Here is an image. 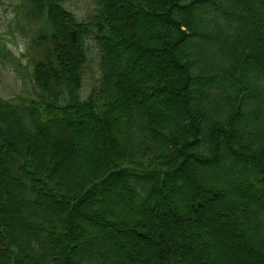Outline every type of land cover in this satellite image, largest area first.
<instances>
[{
  "label": "trees",
  "instance_id": "1",
  "mask_svg": "<svg viewBox=\"0 0 264 264\" xmlns=\"http://www.w3.org/2000/svg\"><path fill=\"white\" fill-rule=\"evenodd\" d=\"M11 1L26 49L0 36V264H264V0ZM209 195L220 244L191 202Z\"/></svg>",
  "mask_w": 264,
  "mask_h": 264
},
{
  "label": "rangeland",
  "instance_id": "2",
  "mask_svg": "<svg viewBox=\"0 0 264 264\" xmlns=\"http://www.w3.org/2000/svg\"><path fill=\"white\" fill-rule=\"evenodd\" d=\"M16 3H13L11 0H0V36H6L5 38L3 37V39H5L6 43H7V48L10 49L11 51H13V54L18 58V59H21V60H24L25 61V49H26V46H24V44L20 41L18 44H15V40L13 39V37L11 36L10 33H8V28H7V23L10 21V20H13L14 18V13H13V9H14V6H15ZM67 5L73 9L75 8H78L80 11H82L83 13L85 12H88L89 10H92L94 7H95V3H94V0H68L67 2ZM124 8L122 6V12H123ZM125 12V11H124ZM123 12V13H124ZM6 33V34H5ZM155 62H165L163 60V56H155ZM147 61H150L152 60L151 57H149V55L147 56L146 58ZM140 64L139 63H136V65L134 67H131L130 71H131V74L133 76V80L135 81V79L139 78L140 76ZM156 69V68H155ZM96 70L94 69L93 66H90L88 67L87 71H86V85H85V90L88 91L89 89H86V87H89V85H91V83L93 82L94 78H95V75H96ZM98 75V73H97ZM199 166V167H197ZM193 169H194V172H193V175H192V178L190 179L191 180V183L193 185H198V184H202L204 187H208L209 185H211V182L210 180H207V177L209 178L208 174L210 173V170H208L207 168H203L202 165H197V164H194L192 165ZM197 167V168H196ZM205 169V170H204ZM141 184H143V182H141ZM229 196V195H227ZM232 198V199H231ZM231 200L235 199V196L232 195L231 196ZM215 196L213 195H209L207 196V200H204L203 199V202H200L198 201L199 199L197 198H194L191 202H192V205H193V208H195L196 212H204V211H208L209 212V215H210V222H208V225L214 229V226L217 225V229L218 228H222V230L225 231V229H223L224 227V224L226 223V219H224L222 216H218V222L216 223L214 220V217H217L218 214L214 213V204H215ZM230 200V201H231ZM217 202V201H216ZM228 204H231V202H228ZM151 211V214L153 215L154 219H161L162 218H158L156 213H158L159 215H164L165 216V212H167V209L165 207L162 208V210H158V209H150ZM169 213H166V215H168ZM221 215V214H220ZM187 222H190V223H195V217L192 216V215H188L187 216ZM226 220V221H225ZM92 224H94V226L96 228H99L100 227L98 226V224L96 222H92ZM194 227L196 226V224H193ZM159 229L160 226L156 225V223L154 224V229ZM155 229V230H156ZM216 230V229H214ZM217 231V230H216ZM218 232V231H217ZM233 232V231H232ZM118 234H120L121 236H119L120 238H123L122 236L124 235L125 233V229H121L117 232ZM219 233V232H218ZM234 234V232H233ZM233 234H231L230 232H228V239L230 242V247L231 249H233V254H241L242 252L244 253H247V254H254L255 253L253 252H250L248 248H245L243 244H240L239 240L237 239V237H233ZM178 235V234H177ZM176 235V236H177ZM219 244L220 242L222 243V240H221V231L219 233ZM125 238V237H124ZM186 238V237H184ZM134 235L132 233H129V234H126V240L124 241V239H120V241L123 242L126 244V246L129 248V250H126V254L128 253L129 255H131V253L133 252V254L135 255V257L139 256L138 253H139V249H138V246L134 243ZM234 239L238 240L235 241ZM218 241V240H217ZM117 244V243H116ZM223 245L225 246V243H224V240H223ZM153 243L150 244V245H147L146 248H145V252H144V255L148 256V255H152V251L154 250L153 247ZM257 246V245H255ZM256 249H258V247H255ZM132 252H131V251ZM93 252V251H91ZM231 253V252H230ZM93 254V253H91ZM232 254V253H231ZM235 254V255H236ZM133 255V256H134ZM231 256V255H230ZM217 258L216 254L214 253V256H213V261ZM255 260H257V257H254ZM131 261H136L135 259L131 260ZM174 261H172L171 264H173ZM191 264H195L193 262H191Z\"/></svg>",
  "mask_w": 264,
  "mask_h": 264
}]
</instances>
